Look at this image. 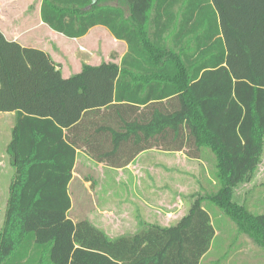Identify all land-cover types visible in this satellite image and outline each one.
Returning <instances> with one entry per match:
<instances>
[{
	"label": "trees",
	"instance_id": "obj_1",
	"mask_svg": "<svg viewBox=\"0 0 264 264\" xmlns=\"http://www.w3.org/2000/svg\"><path fill=\"white\" fill-rule=\"evenodd\" d=\"M42 19L70 38L102 26L129 51L120 66L64 78L0 30V113H15L0 264H200L208 254L216 229L201 198L175 226L115 240L71 219L78 152L124 169L146 151L200 161L210 149L220 188L208 200L264 246V215L232 200L263 153L264 0H43Z\"/></svg>",
	"mask_w": 264,
	"mask_h": 264
},
{
	"label": "rangeland",
	"instance_id": "obj_2",
	"mask_svg": "<svg viewBox=\"0 0 264 264\" xmlns=\"http://www.w3.org/2000/svg\"><path fill=\"white\" fill-rule=\"evenodd\" d=\"M110 48L108 42L104 40L101 44H93L89 51H85V54L90 58L89 62H97L99 59V61H105L107 58L112 57L113 54L120 56L119 50L118 52L116 49L109 51ZM56 60L60 59L56 58ZM9 123L8 118L0 119V238L12 194L11 187L15 181V170L7 154V147L12 136L11 133L2 134L8 130ZM11 123H13L12 120ZM140 161L148 165L159 164L156 168L161 169L163 171L161 173H164L165 176L159 183H149L158 192L162 191L166 192V194L169 192L168 195H172L173 192L177 193L180 187L188 195L185 198H190L191 204L195 201V198L202 199L203 208L210 214L217 236L201 264H264V246L258 245L252 240L250 235L241 232L235 222L227 217L217 205L208 200V197L215 195L220 188L216 157L210 149H203L200 161H181L176 157H172L170 153L154 152L143 155ZM90 162L93 163L92 161ZM95 164L92 167H87L83 159H80L77 165L76 172L95 179V183L86 182L84 185L76 179L72 184L71 194L74 208L70 213L71 219H88L96 228L102 230L110 240H115L121 236L133 235L151 225L160 227L175 226L187 214L185 210L163 216L157 214L114 216L112 214L99 215L92 212L89 213V208L93 207V199L91 196L78 199L79 190L83 189L87 192L88 190L93 192L96 186L108 185L107 181L101 178L103 176L101 175L102 173L96 170L98 165ZM151 174H154V171ZM105 176L107 175L105 174ZM172 179H174V182H172ZM100 180L102 182H99ZM120 193L122 194V192ZM232 200L235 204H242L247 207L252 216L264 215V182L256 181L255 183H245L244 185L233 187ZM96 201L98 200L96 199ZM132 220L136 222V228Z\"/></svg>",
	"mask_w": 264,
	"mask_h": 264
},
{
	"label": "crops",
	"instance_id": "obj_3",
	"mask_svg": "<svg viewBox=\"0 0 264 264\" xmlns=\"http://www.w3.org/2000/svg\"><path fill=\"white\" fill-rule=\"evenodd\" d=\"M42 4L43 0H0V30L5 38L9 41L17 42L23 47L44 51L51 57L53 62L57 65V68L61 70L64 78H70L80 74L84 66L98 67L102 63L121 65L122 59L129 51L126 42L118 41L102 26L92 28L85 36L80 38H70L57 33L44 23L42 19ZM112 5L117 8H122L128 15V6L122 1L114 2ZM104 40L107 41L109 47H111L109 51L116 49L118 52L119 50L118 53L120 56L113 54L112 57L107 58L105 61H99V59L97 62H89L90 58L86 56L85 51H89L90 47L95 43H103ZM56 58L60 60H56ZM1 118H8L10 121L8 130L2 134L11 133L12 135V130L15 126V113H0V119ZM11 120L13 123H11ZM152 152L164 153L154 150L146 151L124 169H111L103 165L95 164L93 161V163H91V160L85 154L78 152L77 165L80 159H83L87 167H92L93 164L98 165L96 170L102 173L101 175L103 176H101V178L108 183V185L96 186L93 192L89 190L87 192L83 189L79 190L78 199L88 196H91L93 199V207L89 208L88 212L99 215L112 214L114 216L149 214L163 216L185 210L188 214L191 208L190 198H185V196L188 195L180 187L177 193L173 192L172 195H168L169 192H167V194L162 191L158 192L154 186L149 185L151 182H161L162 178L165 176L164 173H161L163 172L161 169L156 168L159 164L148 165L140 161L143 155ZM170 154H172V157H176L181 161H190V159L182 153ZM162 167L165 168L164 165H162ZM153 171L154 174H157H151ZM105 174L107 176H105ZM81 176L85 177L80 172L75 173L74 179L75 181L78 179L81 184L85 185L86 182ZM256 181L264 182V146L260 163L256 171L248 182L242 184L255 183ZM99 182L102 181L100 180ZM172 182H174V179H172ZM120 192H122V194ZM96 199L98 201H96ZM238 205L243 206L242 204ZM245 208L247 209V207ZM132 223L136 228V222L132 220ZM205 258L206 256L201 260V263Z\"/></svg>",
	"mask_w": 264,
	"mask_h": 264
}]
</instances>
